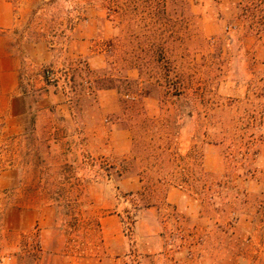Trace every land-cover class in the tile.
I'll list each match as a JSON object with an SVG mask.
<instances>
[{
  "label": "rangeland",
  "instance_id": "374dc122",
  "mask_svg": "<svg viewBox=\"0 0 264 264\" xmlns=\"http://www.w3.org/2000/svg\"><path fill=\"white\" fill-rule=\"evenodd\" d=\"M9 1L16 31L72 73L75 100L91 112L113 103L104 123L123 130L105 157L92 142L83 165L65 164L52 174L58 188L42 190L74 224L75 245L82 214L93 261L99 215L122 214L130 245L151 208L164 240L157 264H264V0ZM30 249L18 264L42 260Z\"/></svg>",
  "mask_w": 264,
  "mask_h": 264
},
{
  "label": "crops",
  "instance_id": "0c3cea01",
  "mask_svg": "<svg viewBox=\"0 0 264 264\" xmlns=\"http://www.w3.org/2000/svg\"><path fill=\"white\" fill-rule=\"evenodd\" d=\"M15 21L10 1L0 0V264H18L19 254L32 251L31 243L42 257L34 264H119L124 254L131 258L127 264L138 260L142 264L145 259L157 264L164 240L156 211L148 208L135 221L130 245L123 242L122 214L99 215L103 246H96L92 261V248L85 239L90 234V213L81 217L80 247L75 245L74 224H62L64 215L53 207L58 201H53L52 190L50 195L42 191L58 188L52 174L65 164L81 163L92 142L96 143L92 155L105 157L108 136L120 140L123 130L112 121L104 123V112L114 111L113 103L109 107L94 102L91 112V107L85 109L75 100L72 73L58 64L60 59L47 43L16 31ZM48 64H58L56 83L43 77L42 67ZM96 92L113 94L109 88ZM86 188L90 203L89 182Z\"/></svg>",
  "mask_w": 264,
  "mask_h": 264
},
{
  "label": "built area",
  "instance_id": "2783aa9c",
  "mask_svg": "<svg viewBox=\"0 0 264 264\" xmlns=\"http://www.w3.org/2000/svg\"><path fill=\"white\" fill-rule=\"evenodd\" d=\"M44 79L49 83H56L58 80L57 71L52 67H43L42 69Z\"/></svg>",
  "mask_w": 264,
  "mask_h": 264
}]
</instances>
